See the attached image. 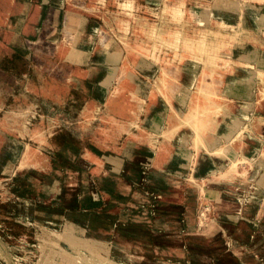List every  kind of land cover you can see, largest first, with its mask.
I'll list each match as a JSON object with an SVG mask.
<instances>
[{
    "label": "rangeland",
    "instance_id": "374dc122",
    "mask_svg": "<svg viewBox=\"0 0 264 264\" xmlns=\"http://www.w3.org/2000/svg\"><path fill=\"white\" fill-rule=\"evenodd\" d=\"M27 1L42 5L38 21L22 10L0 12V264H202L192 251L211 252L191 242L201 240L220 210L229 221L211 238L219 250L208 264H219L226 253L235 259L231 264H264V136L257 134L250 151L233 148L220 163L214 148L208 152L215 130L186 124L172 140L162 135L171 106L180 115L186 110L185 101L180 109L176 103L192 88L185 75L163 94L157 90L153 99L147 97L163 62L179 66L184 55L177 46L185 36L194 38L198 24L185 12L178 20L173 10V19L162 0H131L138 4L131 10L119 5L125 0H56L57 22L46 28L43 18L54 0ZM208 3L214 14L209 26L222 21L235 26L244 15L251 36L213 46L222 47L221 53L228 48L227 55L202 51L188 57L192 82L206 61L231 63L264 43V0ZM42 33L45 44L34 45ZM126 52L131 65L125 78L140 96L134 109L113 100L118 83L113 67ZM263 61L258 55L259 67ZM96 64L97 71L89 68ZM249 74L241 72L227 85L237 78L253 82L254 102L256 77L251 82ZM245 105L223 125L231 133L234 128L230 142L255 116L253 111L233 125V117L251 108ZM2 138L15 149L2 153ZM27 144L33 150L24 160ZM230 164L256 171L242 181L224 180L220 175ZM240 232L244 235L236 237Z\"/></svg>",
    "mask_w": 264,
    "mask_h": 264
},
{
    "label": "bare ground",
    "instance_id": "6f19581e",
    "mask_svg": "<svg viewBox=\"0 0 264 264\" xmlns=\"http://www.w3.org/2000/svg\"><path fill=\"white\" fill-rule=\"evenodd\" d=\"M186 1L187 0H162V5H163V3L166 4V5L165 4L164 5L167 7L166 8L167 10L168 9L170 10L172 16H173V13L175 12L174 16L178 14V16H177V19H178V17H181L179 14L185 12L187 14L188 19H190V21L196 22L199 27L195 28L196 29V35L194 36V38H187L185 36L186 41L179 44L178 46L176 45L177 48H179L182 51V54L184 55L183 56L184 59L183 58L180 59L179 66H177L176 63H171L170 61L167 63L163 62L161 64V66L159 68V73L153 82L152 92H150V95H148V96H151V98L153 99L154 96L156 95L155 93H157L156 92L157 90H158V92H160V94H163L165 92V90H167L169 88V85L171 84L174 86V83L177 82L182 75L183 76L185 75L187 77V80L189 81L188 83L192 85V91H191L190 97L188 98L189 101L187 100L188 103H187L186 110L180 115L179 112L177 111V109H175L174 106H171L170 110H168V112H167V114H168L167 115L168 120L166 119L167 120L166 121L167 126L162 129V135L164 138H167V139L171 138V140L174 138V135L177 134L178 132H180L182 127L185 126L186 124L192 125L194 127L203 126L204 131H210V130L218 131V128H220L224 124H226V123L228 124V123H230V121H232L231 120V113H233V114H236V112L238 113L240 111V109L244 107V104H246L245 106L247 108L252 107L253 111L255 112V116L247 122V124L244 126V129L242 128L241 131L236 133L233 136L231 142L229 144H227L226 146L224 144V145H218V146L214 147L212 154L218 159V160L216 159V161L222 163L223 159H226V156L231 154V152H232L231 150H233V148H234V150L235 149H245L247 151L248 150L250 151L252 142L259 138L257 136V134H262L264 136V68L259 67L258 65L254 66V65L247 63V62L235 61L231 57H230L231 63H227V61H226L225 63H221V64L217 63L216 64V62L210 60V61H206L205 64L203 63V66L199 70L198 74L196 75L194 82H192L193 76H192V73L190 72V69H189L190 65H191V61L188 57L196 56V55H193L195 52H201L202 53V51H203V54H204V52L210 53V54H212V53L216 54L217 52L221 53L222 47L219 48L220 51H219V49H216L215 47H213V46H215V44L217 42H219V44L221 46H223L225 44L227 45L230 40L233 42V41L237 40L239 37L242 38L244 35H245V38H249V36H251L252 27H250L248 30L246 25H250V24L248 23L247 18L244 15L239 17V21L237 22V24L235 26L229 25L228 22L222 21L221 23L218 22L221 25L211 27V26H209V24L213 21L214 14H212L213 10H212V7L209 6L208 0H194V5H192V6L186 5ZM55 2H56V0H54V3H52L49 6L48 12L45 13V17L43 18L44 23L47 25L46 28L48 27L49 23L57 22L56 6L54 5ZM168 4L170 5V7L172 9L168 8V6H167ZM119 5L121 6V8H123L125 10H131L132 8L137 6L138 4L135 1L125 0L123 3H120ZM6 9L22 10L23 12L25 11V12L29 13L31 20L38 21L40 18L42 5L31 4V2H29L27 0H0V12L3 10H6ZM164 10H165V8H164ZM167 10H165V11H167ZM172 11H173V13H172ZM260 12H261V10H260ZM253 15H254V13H253ZM174 16H173V19H174ZM177 19H175V20L177 21ZM248 19H249V17H248ZM180 20H181V18H180ZM249 20L251 21V19H249ZM171 21H173V20H171ZM177 22H179V21H177ZM117 23H118V27L121 28L120 21ZM238 23L240 24V26H245L243 28V30L238 29V27H237V26H239ZM145 25H146V23H145ZM150 28H151V30L153 29V27H150V25H149L148 30H150ZM228 28H230V29L228 30ZM125 30H126V28H125ZM178 32L179 31H177V34H178ZM150 33H151L150 35L153 34L152 32H150ZM177 34H176V32H172V35L174 38H176ZM179 34H178V36H180ZM44 35H45L44 33L38 35V37H37L38 39L36 41H34V45L37 41H38V43L41 42V43L45 44V40L43 38ZM169 35H171V34H169ZM167 36H168V34H166V37ZM72 37H73V35H72ZM160 37L161 36H159V38L158 37L155 38V39H158V41H159L158 44H162V43H160V40L163 42V39H162L163 37L162 38H160ZM173 37H172V44L174 41ZM224 37H226L225 41H224ZM122 38L124 39V38H126V36L125 37L123 36ZM176 40H177V38H176ZM107 42L110 43V41H107ZM165 42H167V41H165ZM167 43L171 44L170 42H167ZM167 43L165 46H167ZM176 43H174V44H176ZM81 44H83V43H81ZM172 44H171V46L170 45L169 46L174 50L175 46L172 47ZM84 45H85V43H84ZM31 46H32L31 47L32 49L36 47L33 45H31ZM82 46L80 48H82ZM85 46H87V44ZM106 46H108V45L105 44L104 47H106ZM152 46L155 50L154 45H152ZM169 46H168V48H170ZM143 48H145V47H143ZM257 48H258V55L260 57V60H263L264 59V43H261ZM35 49H36L35 52L37 53L38 48H35ZM154 50L152 49L151 53ZM226 51H227V53H226ZM226 51L224 49V53H226L225 55L228 54V51H229L228 48L226 49ZM224 53H223V49H222L221 54H224ZM229 53H230V51H229ZM63 54H65V55L67 54V56H68L69 52L64 51ZM172 55H175V53L173 52ZM151 56L152 57H150V58H154L153 54H151ZM207 56H209V55H207ZM218 56H220V54ZM185 58H188L189 60H186ZM210 58H211V56H210ZM222 59L223 58H221V60ZM218 60H219V57H218ZM130 65H131L130 55H129V53L126 52V54H124L120 64L116 67H113L114 69L118 70L117 76H116V80L118 83H117V85L115 84L116 85L115 89H113L114 90L113 100L117 105L124 106L126 104V106H129V107L134 109L138 104L137 101H140V96H138L134 90L133 91L130 90L129 86L131 87V82L130 83L127 82L126 78H125L127 73L129 72ZM89 68L95 69L97 71L98 69L101 68V66L96 64L95 66H90ZM179 68H180V70L183 71L182 73L179 71ZM245 69L248 71H245ZM241 72H248L250 74L254 73V75L256 77V82H255L256 92H255V100H254L253 105L246 103V101H241L236 97H230L226 94H223V92L220 93V89L224 85V83L227 84L229 81V78H232V77L236 78V75L241 73ZM96 74L97 73L95 71H92V75L94 77L97 78V77L101 76V75H96ZM103 80H104V78L101 80H98V86L96 88V93L99 95L102 93L101 84L103 83ZM100 81H102V83H100ZM207 102H208V104H206ZM6 116H7V114H6ZM205 119H207V122H204ZM150 123L153 124L152 122H150ZM228 125H230V124H228ZM195 138H196V140H198V137H195ZM1 140H2V153L4 151L3 150L4 148L10 149V150L15 149L12 141L9 138H2ZM193 140L194 139L192 138V143H193ZM196 140H194V142H196ZM199 141H197V142H199ZM196 144H194V145H196ZM197 146H199V145H197ZM25 149L26 150L22 153V158L24 160H26L27 157L30 155V153L33 150V147H32V145L27 144ZM0 153H1V151H0ZM178 153H179V151H178ZM201 156H202V154H200V158H201ZM232 165L233 164L228 165V167L226 168V171L224 173H221V175H220L221 178H223L224 180H228V181H242V180H245L247 177L253 176V174L256 171L255 167H253V168L249 167L250 171L249 170L239 171L238 169H236V167H234ZM163 183H165V181H163ZM173 189L174 188L169 187V190L172 191V193L174 192ZM227 221H229V216L224 212V210L218 211L217 215H216L215 222L210 224V227L206 231L199 234L202 236L201 240L200 241H198V240L193 241V242H191V245L194 247H200L202 245V247H205V249H207L211 253L218 251L219 250L218 245H217L218 243H214V242L212 243L211 238L215 235V232H216V230H218L217 228L221 225V223L222 222L226 223ZM240 226H242V224ZM242 233L243 232H240V234L237 235L236 237L240 238L241 236L244 235V234L242 235ZM60 240H62V239H60ZM70 241H71V239H70ZM198 243H199V245H198ZM72 244H73V242H72ZM261 250L264 252V243H262ZM192 252L193 253L191 255H192L194 261H196V263L200 262L202 264H208V262L210 260V254L211 253L210 254H204V253L196 251L195 249ZM238 252H240V251H238ZM233 260H235L234 257H232L229 253H226L223 257L220 258L219 264H231V262ZM245 264H255V260H249V262H246Z\"/></svg>",
    "mask_w": 264,
    "mask_h": 264
},
{
    "label": "crops",
    "instance_id": "0c3cea01",
    "mask_svg": "<svg viewBox=\"0 0 264 264\" xmlns=\"http://www.w3.org/2000/svg\"><path fill=\"white\" fill-rule=\"evenodd\" d=\"M257 51H258V48L256 46H254V48H252V50L250 52H248L247 54L243 53L242 56H239L237 54L236 57H233L232 59L235 60V61H239V62H247V63H250V64L256 66L257 63H258ZM262 68H264V66ZM157 71H158V69H157ZM157 71H156V73H157ZM156 73H155V75H156ZM253 74L254 73L249 74L250 77H251V82L254 81V79H255V75H253ZM155 75H154V78H155ZM252 84H253V82L250 84L249 81H247L245 78H241V79L237 78V80L233 83V85H231V86H228L227 84L223 85L221 87V89H220V93L223 92V94H226V95H228L230 97H236V98H238L241 101L254 103L252 101V96H253ZM191 91H192V88L190 89L189 94H187V95L183 92V95L185 94L186 96L185 95L183 96L182 101L179 100V99H178L177 102L175 101L178 104L179 109L184 107L183 104L181 103L183 101H185V104H186V107H187V103H188L187 100L190 97ZM150 92H152V89H151ZM178 92H180V90ZM254 95H255V93H254ZM147 97H148V95H147ZM161 106H163V105H161ZM252 114H253V109L251 107L247 112H245V114L233 117V122H234L233 125H235V126L239 125V122H241L240 118H243V117H245L247 115L250 116ZM167 115L168 114H165V118L166 119H167ZM232 129H233V132L231 133V132H229L228 128L222 126V127H220V129L218 128L217 133H211L210 140L212 141V145H210L208 147V152L212 151V149L215 146L224 145V144L229 143L230 141L228 139L229 138L231 139V136L235 132L234 128H232ZM188 141H190V139H188ZM213 163H214V161H213Z\"/></svg>",
    "mask_w": 264,
    "mask_h": 264
}]
</instances>
